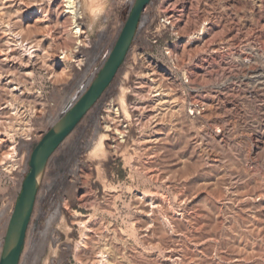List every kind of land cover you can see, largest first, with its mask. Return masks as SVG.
I'll return each mask as SVG.
<instances>
[{"label":"rangeland","instance_id":"obj_1","mask_svg":"<svg viewBox=\"0 0 264 264\" xmlns=\"http://www.w3.org/2000/svg\"><path fill=\"white\" fill-rule=\"evenodd\" d=\"M63 2L0 0V46L21 27L43 48L29 78L0 59V131L17 151L0 164V260L33 150L97 78L136 0H79V38ZM5 79L24 96L11 106ZM20 264H264V0L151 1L116 79L47 165Z\"/></svg>","mask_w":264,"mask_h":264},{"label":"water","instance_id":"obj_2","mask_svg":"<svg viewBox=\"0 0 264 264\" xmlns=\"http://www.w3.org/2000/svg\"><path fill=\"white\" fill-rule=\"evenodd\" d=\"M152 0H136L107 62L87 92L70 105L65 116L42 138L32 152L30 172L10 220L0 264H20L27 232L47 165L62 143L96 106L116 79L133 45L142 14Z\"/></svg>","mask_w":264,"mask_h":264},{"label":"bare ground","instance_id":"obj_3","mask_svg":"<svg viewBox=\"0 0 264 264\" xmlns=\"http://www.w3.org/2000/svg\"><path fill=\"white\" fill-rule=\"evenodd\" d=\"M5 1V0H4ZM79 0H64V10L62 12L61 15H70L71 18H72V23L73 25L71 26V30H75V35L77 36L76 38H79L81 37V35H83V30L81 29L80 25L77 24V18L78 17H81L82 15V11L80 10L79 8ZM16 2V1H15ZM134 7V6H133ZM176 8V7H175ZM44 9V8H43ZM32 13L34 14H38L39 17L41 16H44L43 19H45L46 16H48L46 13L47 11H44L39 8H35V7H32L31 9ZM49 10V9H48ZM2 11V10H1ZM81 11V12H80ZM18 16V15H17ZM16 16V17H17ZM21 17V16H20ZM3 19V18H2ZM1 19V20H2ZM17 19V18H16ZM38 19V18H37ZM18 20V19H17ZM167 20L170 22V24H172L173 21H175V18L173 15L167 17ZM45 22V21H44ZM168 22V23H169ZM19 23V22H18ZM22 23V21H21ZM175 23V22H174ZM20 24V23H19ZM18 24V25H19ZM43 24V23H42ZM47 24V23H46ZM51 24V23H50ZM208 25V24H207ZM206 25V26H207ZM11 26V25H10ZM15 25H13L12 27H14ZM52 26V25H51ZM203 26V25H202ZM1 27V26H0ZM7 27V26H5ZM6 34V40L5 42H3V44L0 46V56L2 59V62L5 64L6 62H8V64H6V66L8 67L7 69L9 70V75H15L16 72H18L21 76L25 77V78H29L33 75V68H32V59L34 60H37L39 59V53L40 52H43V48H42V45L40 40H38L39 42L35 41V40H30V39H24V36H23V30L21 27H18L16 29H12V28H3ZM2 30V29H1ZM209 30V29H208ZM51 31V30H50ZM53 32V31H51ZM202 32V31H201ZM197 33L198 35H202L203 33H205V28L203 29V32L202 33ZM49 34V33H48ZM43 36V35H42ZM48 36V35H47ZM45 36V39H47L48 37ZM5 37V36H4ZM47 37V38H46ZM36 38V37H35ZM34 38V39H35ZM51 38V37H50ZM33 39V38H32ZM42 40V39H41ZM43 42V41H42ZM79 43H82V41L79 40ZM51 45V44H50ZM48 50V48H47ZM44 55V54H42ZM28 56V57H27ZM46 56V55H45ZM62 56V59H65V60H69L70 58H74L73 55H71V53L69 51H64V52H61V55ZM26 57L28 58V60L26 59ZM47 57V56H46ZM41 59H43L41 57ZM44 62H45V58L43 59ZM42 60V61H43ZM36 61V62H37ZM41 61V62H42ZM1 63V62H0ZM38 63V62H37ZM38 65V64H37ZM5 69V68H4ZM6 70V69H5ZM7 76V75H6ZM204 76V74H203ZM202 76V77H203ZM1 77V76H0ZM5 77V76H4ZM8 77V76H7ZM24 78V79H25ZM4 79V78H3ZM3 79L1 78L0 79V84L1 82L3 81ZM23 79V78H22ZM159 79V78H157ZM7 80V87H9V90H10V95H11V98H12V101L8 103V106L12 105L13 102L17 101V100H20L21 98L23 99V92L18 88V87H15L12 85V81H9L8 79H5V81ZM13 80V79H12ZM156 81V79H155ZM157 82V81H156ZM14 83V82H13ZM153 83V82H152ZM3 84V83H2ZM156 84V83H155ZM158 85V83H157ZM6 87V88H7ZM154 87V86H153ZM5 88V89H6ZM4 90V89H3ZM152 90V89H151ZM153 91V90H152ZM124 94V93H123ZM153 94H154V98H156V101L158 102V107L156 108L157 109V113L158 115L161 114V111L163 109V107H165V105L168 103V101L165 99V96L167 95H164L163 92L161 91V88L159 87L158 85V88L156 89L155 88V91H153ZM27 95V94H26ZM125 94L124 96H122L119 100H120V107L114 109L116 113L120 112V109L121 108H126L127 107V101L125 99ZM22 102V101H20ZM119 103V102H118ZM14 104V103H13ZM205 104V103H204ZM7 106V107H8ZM206 106V105H205ZM6 109V106L4 107ZM3 108V109H4ZM10 108V107H9ZM1 110V109H0ZM13 111L11 112H15V115L17 116L20 112L19 110V107H16L14 106ZM2 111V110H1ZM115 113V114H116ZM14 114V113H13ZM12 114V115H13ZM1 115V114H0ZM119 115V114H118ZM14 116V115H13ZM15 116V117H16ZM18 117V116H17ZM155 117V116H154ZM153 117V118H154ZM3 118V117H2ZM14 119V118H13ZM19 119V117L17 118ZM155 119V118H154ZM18 121V120H17ZM21 121V120H20ZM113 122V120H111ZM156 121V120H155ZM3 122V121H1ZM23 123V122H22ZM109 123V122H108ZM114 124V123H113ZM162 124V123H161ZM2 125V124H1ZM0 125V126H1ZM18 126V130L21 131L24 135H26L28 137V133L30 130V128L28 127V125H23L17 124ZM160 125V123H159ZM108 128V130L111 129V126H106ZM114 128V127H113ZM17 130V131H18ZM114 130V129H112ZM11 130H7L5 132H1L0 131V153H1V156H2V159L0 160V164H5L7 165L8 163H12V162H15V159H16V149L13 148L12 149H9L7 151V145H6V141L3 137L4 135L8 134V136L11 134ZM117 132V130H116ZM159 132V131H158ZM121 133V132H120ZM119 135V134H118ZM5 136V137H6ZM108 137H106L107 139ZM105 139V140H106ZM109 139V138H108ZM100 143L97 144V146L95 147L96 149L93 150L94 153H104L105 152V144H104V139H102L101 141H99ZM151 142V141H150ZM12 147V146H11ZM10 147V148H11ZM98 155V154H97ZM105 155V154H104ZM94 156V155H93ZM1 158V157H0ZM12 166V165H11ZM13 167V166H12ZM87 259H90L89 257ZM87 262H90V260H85ZM86 262V263H87Z\"/></svg>","mask_w":264,"mask_h":264},{"label":"built area","instance_id":"obj_4","mask_svg":"<svg viewBox=\"0 0 264 264\" xmlns=\"http://www.w3.org/2000/svg\"><path fill=\"white\" fill-rule=\"evenodd\" d=\"M192 74V73H191ZM187 80V81H186ZM186 83L189 82V79L188 77L186 78ZM193 92L196 94L195 96L199 95V90L196 88V89H193ZM203 94V93H202ZM206 94V93H205ZM204 95V94H203ZM191 108V114L194 116V115H203V112H204V108L201 107L199 104L196 103V98L193 97V103L191 104L190 106Z\"/></svg>","mask_w":264,"mask_h":264}]
</instances>
